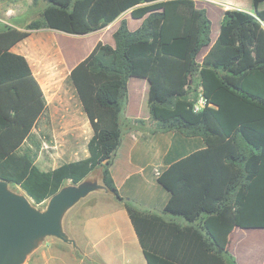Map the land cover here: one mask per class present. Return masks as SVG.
Returning a JSON list of instances; mask_svg holds the SVG:
<instances>
[{"label":"trees","instance_id":"obj_1","mask_svg":"<svg viewBox=\"0 0 264 264\" xmlns=\"http://www.w3.org/2000/svg\"><path fill=\"white\" fill-rule=\"evenodd\" d=\"M262 2L252 0V12L227 9L213 43L212 20L196 0H47L41 18L25 29L4 24L0 179L41 204L68 180L80 183L101 167L103 184L123 199L110 166L122 143L129 78L145 77L151 83V117L158 130L174 132L167 166L157 177L170 192L163 214L126 203L147 261L238 264L228 247L230 232L235 226L264 227ZM127 10L143 23L131 30L122 19L113 34L115 45L99 41L69 74L93 128L89 155L43 170L36 163L41 144L34 129L47 111V99L28 58L12 48L34 29L86 34ZM199 96L202 106L196 104ZM27 141L32 142L24 146Z\"/></svg>","mask_w":264,"mask_h":264},{"label":"crops","instance_id":"obj_2","mask_svg":"<svg viewBox=\"0 0 264 264\" xmlns=\"http://www.w3.org/2000/svg\"><path fill=\"white\" fill-rule=\"evenodd\" d=\"M248 3L247 7L243 6L240 0H196L199 7L207 10L211 20L216 16L218 23L214 24L216 30L211 32L212 43L219 34L224 12L230 8L252 12V0H246L247 5ZM262 6L264 2L260 4V8H264ZM122 19H127L131 30L143 23V18H134L131 10H127L113 21H118L115 25L112 22L86 34L63 32L77 37L68 45L64 43V36L57 39L60 53L67 57L69 73L99 41L115 45L113 34ZM40 29L31 30L30 35L12 49L28 58L49 106L53 98L49 97L44 79L36 74L32 62V59L35 62L40 60L41 45L47 38V34H43L45 32H39ZM99 31L101 32L97 33ZM35 33L39 35L34 36ZM109 33L111 39L107 37ZM48 36L55 42L56 39H53L51 34ZM210 46L207 45L201 50L198 61L200 55L202 58L199 62H202ZM78 56L82 59L75 61L79 59ZM150 84L147 78L141 76H132L128 81V100L125 105L127 109L126 113L122 114V143L113 155L110 166L111 175L123 199L112 194L102 181L99 182L102 187L80 199L64 215L63 226L73 242H65L55 236H51L54 237L51 240L46 238L28 255L24 264H149L126 203H131L145 212L163 214L170 192L159 183L155 169L160 167L162 170L167 166L165 157L174 139V132L158 130L157 120L151 117L148 103ZM47 112L48 108L45 115ZM36 163L38 164L37 159ZM175 219L186 223L183 217ZM228 247L238 264H264V227L235 226L229 234Z\"/></svg>","mask_w":264,"mask_h":264},{"label":"rangeland","instance_id":"obj_3","mask_svg":"<svg viewBox=\"0 0 264 264\" xmlns=\"http://www.w3.org/2000/svg\"><path fill=\"white\" fill-rule=\"evenodd\" d=\"M240 1L243 6H249V3L246 4V0ZM45 5H47V0H0V29L4 24L16 25L25 29L26 25L32 20L41 18ZM212 21L213 33L214 24L217 25L218 23L216 16H213ZM116 23L118 21L113 22V25ZM39 32L41 34L45 32L43 34H47V38L41 45L40 60L37 59L35 62L32 59L33 67L36 74L44 79L47 93L53 100L48 106L47 114L34 129L36 135L34 140L41 144L37 157L38 164L42 168L50 169L64 162L87 156L89 154L88 142L93 134V128L69 77L67 57L64 53H60L58 48L59 42H57V39L61 36H64V41H66L64 43L67 45L77 37L48 28L40 29ZM48 34L56 39L55 42L48 38ZM37 35L39 33L34 34V36ZM107 37L111 39L110 33ZM201 58L202 55L199 56V61H201ZM80 59L82 57L75 61ZM196 104L197 106L204 104L202 96H199ZM126 109L123 115L126 113ZM30 142L32 141H27L24 146L29 145ZM86 180L101 182L102 168H96ZM71 183L68 180L66 185ZM10 187L16 192L26 193L19 185H10ZM48 201L47 199L41 204H35L32 200L34 205L43 210L47 208ZM46 238L48 240L54 239L51 236Z\"/></svg>","mask_w":264,"mask_h":264},{"label":"water","instance_id":"obj_4","mask_svg":"<svg viewBox=\"0 0 264 264\" xmlns=\"http://www.w3.org/2000/svg\"><path fill=\"white\" fill-rule=\"evenodd\" d=\"M83 180L60 188L46 209L33 204L27 193H19L0 179V264H24L28 255L48 236L73 242L63 226L65 213L80 199L102 187Z\"/></svg>","mask_w":264,"mask_h":264},{"label":"built area","instance_id":"obj_5","mask_svg":"<svg viewBox=\"0 0 264 264\" xmlns=\"http://www.w3.org/2000/svg\"><path fill=\"white\" fill-rule=\"evenodd\" d=\"M160 173H161V169H160V167L156 168V169H155V174H156L157 176H159Z\"/></svg>","mask_w":264,"mask_h":264}]
</instances>
